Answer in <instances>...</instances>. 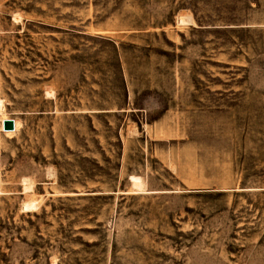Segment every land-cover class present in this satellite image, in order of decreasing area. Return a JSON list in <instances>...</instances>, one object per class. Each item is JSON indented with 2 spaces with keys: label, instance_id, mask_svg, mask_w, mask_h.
Returning a JSON list of instances; mask_svg holds the SVG:
<instances>
[{
  "label": "rangeland",
  "instance_id": "1",
  "mask_svg": "<svg viewBox=\"0 0 264 264\" xmlns=\"http://www.w3.org/2000/svg\"><path fill=\"white\" fill-rule=\"evenodd\" d=\"M0 103V264H264V0H0Z\"/></svg>",
  "mask_w": 264,
  "mask_h": 264
},
{
  "label": "bare ground",
  "instance_id": "2",
  "mask_svg": "<svg viewBox=\"0 0 264 264\" xmlns=\"http://www.w3.org/2000/svg\"><path fill=\"white\" fill-rule=\"evenodd\" d=\"M180 21L182 22V21H184V19H180ZM3 107H2V105H1V103H0V109H2ZM7 118H2V121H1V125H0V127H1V129L3 130V125H2V122L4 121V120H6ZM1 120V119H0ZM13 121H14V130H6V131H4L3 130V132H4V134L6 135V136H8V137H10V136H12L19 128H20V124H19V122L17 121V120H15V119H12ZM132 179V178H131ZM134 179H136V178H134ZM133 180V179H132ZM134 181V180H133ZM135 181H137V180H135Z\"/></svg>",
  "mask_w": 264,
  "mask_h": 264
},
{
  "label": "water",
  "instance_id": "3",
  "mask_svg": "<svg viewBox=\"0 0 264 264\" xmlns=\"http://www.w3.org/2000/svg\"><path fill=\"white\" fill-rule=\"evenodd\" d=\"M3 130H14V121L12 119H6L2 122Z\"/></svg>",
  "mask_w": 264,
  "mask_h": 264
}]
</instances>
